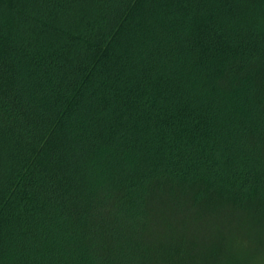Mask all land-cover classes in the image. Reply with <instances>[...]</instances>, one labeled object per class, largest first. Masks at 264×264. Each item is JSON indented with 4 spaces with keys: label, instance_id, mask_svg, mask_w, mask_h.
I'll use <instances>...</instances> for the list:
<instances>
[{
    "label": "trees",
    "instance_id": "16d2710c",
    "mask_svg": "<svg viewBox=\"0 0 264 264\" xmlns=\"http://www.w3.org/2000/svg\"><path fill=\"white\" fill-rule=\"evenodd\" d=\"M0 264H264V0H0Z\"/></svg>",
    "mask_w": 264,
    "mask_h": 264
}]
</instances>
